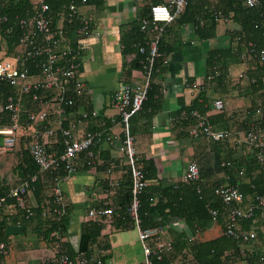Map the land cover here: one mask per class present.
I'll return each instance as SVG.
<instances>
[{"label": "crops", "instance_id": "1", "mask_svg": "<svg viewBox=\"0 0 264 264\" xmlns=\"http://www.w3.org/2000/svg\"><path fill=\"white\" fill-rule=\"evenodd\" d=\"M153 2L102 0L100 5L79 6V15L90 16L91 26L95 30L91 36L82 39L78 60L80 78L86 88V104L96 111L97 115L85 119L70 111L63 117L53 115L50 121L57 130L60 125L67 128L74 124V136L81 135L85 130L102 129L103 138L96 148L99 155L97 165L86 167L83 157H78L74 172L66 174L60 171V187L64 201L68 202L71 211L70 222L63 236L54 231L45 235L46 222L39 212L26 221L18 210L8 215V219L0 221V242L6 244L5 253L0 252V264H53L57 249L66 252L72 249L76 253L79 250L80 223L85 219L88 209L112 205L120 198L118 187H110L107 180L110 177L122 182L127 172L124 155L118 150L122 144L123 133L113 95L119 85L141 81L143 75L140 69L129 68L131 57L123 58L120 30L122 25L138 19L143 8ZM175 20L165 24L160 38L162 50L167 52L163 57L164 70L153 77L154 82L159 85V101L154 110L151 107L146 108L143 113L146 117L140 115L130 120V132L134 138L133 146L139 164L142 167L149 163L154 164L155 176L149 179L147 184L155 192L163 185L180 182L187 162L195 160L199 166V183L205 194L212 196L210 189L213 186L227 184L232 178L234 180V177L227 174L226 168L222 167V159L226 157V153H229L228 158L235 162H242L249 157L243 145L237 147L234 144L242 131H238L233 116L237 117L239 112L264 100V85L256 91H250L247 75L241 78V75L248 71L247 68L253 70L255 61L246 63L232 55L231 48L235 47L236 43L231 34L240 29L237 22L222 17L217 20L213 34L200 39L191 24ZM215 50L227 52V55L219 56L225 57L226 65L222 73L217 67H210L207 63L210 52ZM123 61H126L125 65ZM249 72L260 74L262 70L258 66ZM199 94L206 98L205 115L209 121L219 122L220 124L215 126L217 128L226 124L231 129L225 148L215 141L181 134L180 130L173 129L170 124L171 114L179 110L181 105H189ZM50 98L47 97L41 104L46 106L45 103ZM216 99L223 100V109L214 108L213 102ZM78 107L80 110V106ZM32 129L33 127L20 131L12 150L0 155L1 186L17 184L21 179L32 175L28 174L23 162L24 153L28 152V146L35 140V132ZM110 135L112 140L108 139ZM102 164L110 165L109 173L106 172V165L103 168ZM37 172L38 170L33 174ZM48 183L50 184L49 176L44 173H39L37 179L32 182L33 188L28 201L33 206L45 199ZM246 204L247 200L241 203ZM222 217L213 220L210 216V223L201 229L196 224L187 223L175 213L165 215L162 219L159 215L155 216L157 220H162L159 226L163 227V238L172 241L173 249L167 255L170 258L168 264H193L189 263V260L193 259L190 248L195 243L192 237L196 236L198 242H202L222 236ZM253 222L257 238L237 244L238 251H228V258L222 264H261L255 256L264 254V222L257 216ZM240 225L243 229L251 226L247 220ZM55 240L59 241L60 246L54 245ZM82 252H93L101 259L100 264H142L143 259L138 231L132 223L124 228L113 226L110 231L103 227L88 244V250ZM223 258L221 257V260Z\"/></svg>", "mask_w": 264, "mask_h": 264}, {"label": "built area", "instance_id": "2", "mask_svg": "<svg viewBox=\"0 0 264 264\" xmlns=\"http://www.w3.org/2000/svg\"><path fill=\"white\" fill-rule=\"evenodd\" d=\"M246 6H256L259 0H238ZM7 0H0V9ZM187 4V0H163L149 3V17L140 19V30L145 34V44L139 48V53L143 54L142 80L125 82L119 85L113 95L114 106L119 113L122 124V144L118 150L123 153L125 164L130 177L131 199L127 206V213L132 225L138 231V239L142 248V264H154L153 258L160 260L164 253L170 252L173 248L172 241L165 240L162 236L161 226L142 228L138 215L139 195L147 185L142 166L138 162L133 146V135L130 132V117L141 109L143 100L146 98L147 89L151 79V72L154 60L160 56L158 43L164 30L165 24L173 21L181 14ZM79 6L71 1L66 11L52 13L49 6L43 0L34 2V13L18 19L21 30L19 35V51L13 55H6L0 52V85L9 84L19 94H29L32 100L38 99L37 91H52L53 95L49 101L37 111L30 110L27 118L20 123L21 109L12 95L6 97L5 109L9 112V125L0 127V155L12 150L17 134L24 129H31V122L47 120L48 126L41 132H35V140L28 146V152L38 167L36 174L30 175L17 184L11 185L8 190L0 195V220L8 219L13 212L24 213L25 218L32 215L30 210L29 195L32 190V182L37 179L39 173L48 172L52 176V195L54 202L59 208H54L57 215L63 212L64 195L60 187L61 175L58 170L72 173L76 170L77 156L80 152H86L89 158L93 157V148L97 146L103 138V130H85L79 136H74V124L67 128L59 127L64 136V147L60 153L47 152L45 142L54 134L56 130L48 118V109L58 117H63L65 108L61 104L72 105L74 96H79L85 91V83L80 78L79 56L81 54L82 39L91 36L95 30L91 26V17L80 16ZM57 17V18H55ZM77 20V25L67 32L64 23L71 24ZM4 15H0V20H5ZM10 29L6 30V33ZM249 45L253 46L252 42ZM21 48V49H20ZM256 57L264 62V48L257 50ZM8 57V58H6ZM32 64L37 70L31 72L25 63ZM23 66V67H22ZM68 94V92H70ZM68 94V97L65 94ZM216 110L224 107L222 99L213 102ZM82 118H86V113L80 112ZM196 114V112H193ZM96 111L92 110L91 116H96ZM249 122L247 128L235 139V146H244L251 152L256 150L257 161L264 165V132L256 127V121L261 115L258 107L253 112L247 113ZM48 118V119H47ZM33 130V129H32ZM188 133L192 137H202L211 141H224L230 135V130L217 128L200 118L196 124L189 128ZM112 140L111 135L108 137ZM248 152V153H249ZM226 164H231L230 161ZM223 165V163H222ZM111 167L106 168L109 173ZM110 187H117L119 180L107 178ZM181 181L194 183L200 181L199 166L195 160L187 162ZM213 193L221 203V209H210L209 214L213 220L218 215L225 219L223 235L235 242H249L257 238L256 227L253 220L256 216L264 222V194H253L250 198L239 191L235 186L222 184L213 186ZM247 200L246 205L241 203ZM32 206V205H31ZM86 217L100 221L104 229L112 230L114 220V209L110 205L98 208H89ZM251 220L248 229L238 226L239 220ZM194 242L198 238L192 237ZM6 246L0 242V252L5 253ZM181 259L182 256H180ZM261 259V258H260ZM188 260V259H186ZM101 263L93 252L85 253L77 251L74 256L68 254H58L53 259V264H92ZM200 264L190 259L189 263Z\"/></svg>", "mask_w": 264, "mask_h": 264}, {"label": "trees", "instance_id": "3", "mask_svg": "<svg viewBox=\"0 0 264 264\" xmlns=\"http://www.w3.org/2000/svg\"><path fill=\"white\" fill-rule=\"evenodd\" d=\"M49 6V10L52 13L64 12L68 4L73 1L76 6L83 4H94L100 5L102 0H43ZM154 2H161L163 0H153ZM34 13V1L33 0H7V2L1 7L0 15L5 16V20H0V52H5L6 55H13L19 51V35L21 30L18 24V19L30 16ZM226 17L237 22L240 26L238 31L233 32L232 37L235 39L236 46L231 48L232 55L236 59H240L248 63V61H255L254 67H261L262 72L260 74H252V69L244 72L245 76L242 77L248 78V86L250 91H256L260 89L261 85H264V62H261L256 57V52L264 46V0H259L256 6L248 7L242 1L238 0H187V4L181 14H179L175 21L179 23H189L194 29V33L198 35L200 39H205L210 37L217 23V20ZM57 18V17H55ZM149 17V5L143 8L142 14L138 19H134L127 24L122 25L120 30V44H121V54L123 58L131 57L128 63L129 68H137L143 71L142 61L143 54L139 53V48L145 44V34L140 30V19ZM64 23V27L67 29V32L73 29L77 25V20L74 18V21L71 24ZM10 29L8 33L6 30ZM162 41V39H161ZM161 41L158 43V50L160 56L156 57L152 66L151 79L147 89L146 98L143 100L141 109L134 113L131 117L138 118L141 116L146 117V114H143L147 107H151L154 110V107L159 101L160 92L159 85L157 82H154L153 77L164 70L163 57L167 50H162ZM249 42L253 43V46L249 45ZM21 49V48H20ZM227 52H221L215 50L210 52L207 59V63L210 67H217L223 72V68L226 63H224L225 57L219 58L220 55H224ZM227 55V54H226ZM223 59V61H222ZM126 64V61H123V65ZM24 66L28 67L31 72H36V68L28 63H25ZM23 67V66H22ZM263 87V86H262ZM38 99L32 100L31 95L29 94H19L9 84L0 85V127H6L9 125V112L5 109L6 97L12 95L16 102H18L21 114H20V123H23L27 114L30 110L37 111L43 107L41 102L53 95L52 91H37ZM68 92V94H70ZM66 93L65 96L68 97ZM86 88L85 91L79 95L74 96V102L72 105L68 106L64 103L61 104L65 108L66 116L68 112L72 111L77 113V116L82 117L80 113L82 110L87 114L86 118H90L92 113V108L86 104ZM206 98L199 94L194 98L191 103L187 106L181 105V108L176 112L171 114L170 124L173 129L180 130L179 133L184 135H189L188 130L190 127L194 126L198 119L202 118L212 124L213 126L219 125V122H210L205 111L207 107L204 106ZM80 106V110L79 107ZM261 109V115L256 121V127L264 132V100L258 101L253 105L249 106L245 111L239 112L236 116H233L234 122L237 123L238 131H244L247 128L246 123L249 122V117L247 113L253 112L256 108ZM80 111V112H79ZM196 112V114H193ZM151 113V112H150ZM55 115L48 109V118ZM151 115V114H150ZM148 117V116H147ZM230 117V116H229ZM236 117V119H235ZM47 118V119H48ZM85 118V119H86ZM237 118L238 121H237ZM65 120V119H64ZM129 120V122H130ZM66 121V120H65ZM68 121V120H67ZM109 123V122H106ZM68 124V123H67ZM34 131L38 133L43 131L45 127L49 124L47 120L31 122ZM109 126V124L107 125ZM60 127L64 128L60 125ZM225 130H230L228 125L224 124L222 126ZM94 130V129H93ZM228 140V139H227ZM217 141L216 144L224 145L225 148L228 144V141ZM47 152H56L60 153L64 147V136L62 135L60 129H56L54 134L50 136L45 142ZM97 146L90 148L93 150V157L89 158L86 155V152H80L77 156L83 157L84 165L86 167H95L97 165V159L99 158L96 150ZM28 150V149H27ZM249 151H247L248 153ZM256 150H253L248 153L249 157L242 160V162H235L224 156L222 159V167L226 168L227 174L230 177H234V180H230L229 185L235 186L241 191L245 197L250 198L253 194H264V165L257 161L255 157ZM230 161L231 164H226ZM23 162L25 167H27L28 174H33L38 170V167L34 160L32 159L29 152H25L23 156ZM106 164H102L103 168ZM110 166V165H109ZM105 166V169L109 167ZM98 167V166H97ZM144 171V177L146 181L154 178L155 176V167L153 163L147 164V166L142 167ZM59 173L62 170H58ZM44 174L49 176L50 184H47V193L45 199L33 206L29 201L30 210L32 215L29 218L24 217V213L21 212V217L29 221L36 212L44 218L46 222V228H44V234L49 235L51 232H55L60 236H63L67 230L68 224L70 222V209L69 204L64 201V210L61 214L57 215L53 212V209L58 205L53 200L52 195V176L48 172ZM28 175V176H29ZM28 178V177H27ZM23 178L21 180H24ZM10 186H1L0 185V195H3ZM118 191L120 192V198L115 201L114 204L110 205L114 209V220L112 225L118 228H124L128 225H131L130 217L126 211L129 201L131 199L130 192V177L127 170L125 179L119 182ZM34 191V190H33ZM211 195H206L200 185L199 181L194 183H186L180 181L176 184L163 185V187L158 188V192L146 185L141 194L139 195V207L138 215L140 218V225L142 228L153 227L160 225L162 220H157L155 216L159 215L162 219L165 215L175 213L189 224H196L199 228H204L207 224L210 223V214L209 210L214 208L217 210L221 209V203L218 201L217 197L213 193V188L210 189ZM40 192V191H39ZM117 192H115L116 194ZM156 198V200H155ZM115 205V206H114ZM60 209V207H57ZM222 217L221 213L218 215L217 219ZM223 218V217H222ZM4 219L0 220L3 221ZM223 225L225 219L223 218ZM247 220L251 224V220ZM241 222V223H242ZM239 220L238 226L240 228L241 224ZM81 231L79 236V250L87 251L88 244L92 242L95 237L100 233V230L103 229V225L100 221H96L92 218L85 217L83 222L80 223ZM243 229V228H242ZM240 242H235L230 240L225 236H219L208 241L195 242L191 245L192 257L197 263L200 264H222L228 257L227 252H237L238 245ZM5 244V243H4ZM54 245L60 246L59 241L55 240ZM6 246V244H5ZM173 249V248H172ZM70 252L62 251L57 249L55 251L54 257L58 254H68L69 256H74L75 253L70 249ZM172 251V250H171ZM170 251V252H171ZM170 252L164 253L160 260L153 258L154 264H168L167 255ZM221 257L223 260H221ZM250 258V257H249ZM253 258V257H251ZM261 258V259H260ZM255 259L259 263L264 264V254H259L255 256Z\"/></svg>", "mask_w": 264, "mask_h": 264}, {"label": "rangeland", "instance_id": "4", "mask_svg": "<svg viewBox=\"0 0 264 264\" xmlns=\"http://www.w3.org/2000/svg\"><path fill=\"white\" fill-rule=\"evenodd\" d=\"M38 1V0H37ZM6 58H8V57H6Z\"/></svg>", "mask_w": 264, "mask_h": 264}, {"label": "bare ground", "instance_id": "5", "mask_svg": "<svg viewBox=\"0 0 264 264\" xmlns=\"http://www.w3.org/2000/svg\"><path fill=\"white\" fill-rule=\"evenodd\" d=\"M163 228V227H162Z\"/></svg>", "mask_w": 264, "mask_h": 264}]
</instances>
